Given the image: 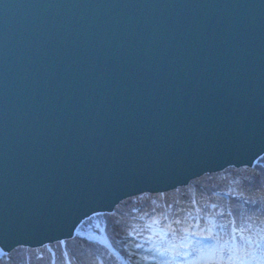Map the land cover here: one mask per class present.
<instances>
[{
  "label": "water",
  "instance_id": "obj_1",
  "mask_svg": "<svg viewBox=\"0 0 264 264\" xmlns=\"http://www.w3.org/2000/svg\"><path fill=\"white\" fill-rule=\"evenodd\" d=\"M264 159V0H0V259Z\"/></svg>",
  "mask_w": 264,
  "mask_h": 264
},
{
  "label": "trees",
  "instance_id": "obj_2",
  "mask_svg": "<svg viewBox=\"0 0 264 264\" xmlns=\"http://www.w3.org/2000/svg\"><path fill=\"white\" fill-rule=\"evenodd\" d=\"M214 192L225 193L229 196V199L218 197L213 194ZM192 197L197 198L200 206L207 211H217L218 208L211 210L209 204L204 203V199L221 207V213L214 211L213 214L217 217L222 215L224 223L228 218L224 211L226 207L233 211V215L238 221H243L249 211H256L261 208L262 213L264 211V165L259 166L257 170H229L223 174L203 177L193 182L186 190L175 192L173 196L168 195L165 203L172 205L173 209H177L180 207V200ZM158 200L161 201L160 198ZM145 202L149 203L152 201L151 199H146ZM138 206L140 205H127L125 203L117 209L115 214L106 216L108 234L117 246L119 245L117 240L126 242V239L131 235L129 229L135 224L131 217L136 215L132 208ZM148 207L149 209L153 208L150 205ZM260 217L258 216L257 218ZM260 224V220H250L247 225L255 230ZM150 243L151 241L147 240L142 247L134 246L135 252L127 249L122 250V247H120L132 264H144L145 262L150 264L148 256L141 253L148 250ZM65 252L70 256L74 264H97V256L99 254H107L114 260V257L106 249L97 248L93 243L75 240L57 244L43 250L23 249L13 254L11 258L0 261V264H51L54 260L57 264H65Z\"/></svg>",
  "mask_w": 264,
  "mask_h": 264
},
{
  "label": "snow or ice",
  "instance_id": "obj_3",
  "mask_svg": "<svg viewBox=\"0 0 264 264\" xmlns=\"http://www.w3.org/2000/svg\"><path fill=\"white\" fill-rule=\"evenodd\" d=\"M153 224L157 223V221L153 220ZM174 224L179 225L181 223L180 220H175L173 222ZM233 223L232 231H231V237L233 241V247L231 249H225L222 248L218 243H216L217 237L214 232V226L210 228H205L202 230V235L200 237V241L197 243L201 244V247L199 248H193L191 244L186 245L188 248H192L191 252L185 253L186 256H191L193 253H195V259L193 261H186V264H198L200 260H203L204 264H245L244 255L247 253H244L243 255L241 252L243 251V245L250 244V240H246L243 236V232L245 229L243 228H237L235 226V223ZM148 228H151L152 225H148ZM193 227L192 225H189L188 227L184 229H175L172 227V225H168V228L171 230L172 234L175 235L177 231H183L184 235L182 236V241H187L190 236H195L197 233L190 232L189 229ZM239 232L241 235L239 237L241 244L237 245L235 242L237 240L236 233ZM164 235H167V233H164ZM204 241H208L211 243H208L207 245H204ZM177 246L175 244H170L168 248H165L163 251H161L159 248L157 249V252L160 255H164L166 252L170 250H174ZM165 264H171V261H165Z\"/></svg>",
  "mask_w": 264,
  "mask_h": 264
},
{
  "label": "bare ground",
  "instance_id": "obj_4",
  "mask_svg": "<svg viewBox=\"0 0 264 264\" xmlns=\"http://www.w3.org/2000/svg\"><path fill=\"white\" fill-rule=\"evenodd\" d=\"M237 170V169H235ZM240 170V169H239ZM261 213V208L257 209L256 211H249L247 215H245L246 218H250V217H257L259 214ZM264 221V220H263ZM184 226L182 224H179L177 229H183ZM264 234V229L260 226H257L254 230V235L255 236H262ZM102 253V252H101ZM102 255V254H99ZM112 258L109 255H105V260H103L102 258H99L100 263L102 264H110Z\"/></svg>",
  "mask_w": 264,
  "mask_h": 264
},
{
  "label": "rangeland",
  "instance_id": "obj_5",
  "mask_svg": "<svg viewBox=\"0 0 264 264\" xmlns=\"http://www.w3.org/2000/svg\"><path fill=\"white\" fill-rule=\"evenodd\" d=\"M137 240H138L137 237L132 236L128 242H129L130 244L134 245V246H138V245H136ZM131 249L134 251L133 248H131ZM152 254H153V255H160V254H157L155 251H153ZM160 256H161V257H160L161 259H160L159 261L156 260L155 257H151L150 260L153 261V262H152L153 264H161L160 261L165 260V259H168V261H171V264H178V263H177V260H175V259H176L177 257H179V256L171 257V256H168L166 253L164 254V256H163V255H160ZM179 259H181V257H179ZM172 260H175V261H172Z\"/></svg>",
  "mask_w": 264,
  "mask_h": 264
}]
</instances>
